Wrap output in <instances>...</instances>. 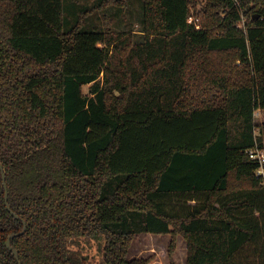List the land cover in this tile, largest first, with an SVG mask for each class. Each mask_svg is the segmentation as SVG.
<instances>
[{
  "label": "trees",
  "instance_id": "obj_1",
  "mask_svg": "<svg viewBox=\"0 0 264 264\" xmlns=\"http://www.w3.org/2000/svg\"><path fill=\"white\" fill-rule=\"evenodd\" d=\"M140 1L128 35L65 30V0H0V264H98L93 242L101 264H149L129 257L143 234L170 252L181 236L186 264H264L247 156L264 150V0Z\"/></svg>",
  "mask_w": 264,
  "mask_h": 264
},
{
  "label": "rangeland",
  "instance_id": "obj_2",
  "mask_svg": "<svg viewBox=\"0 0 264 264\" xmlns=\"http://www.w3.org/2000/svg\"><path fill=\"white\" fill-rule=\"evenodd\" d=\"M95 0H65L64 28L70 29L81 17L85 21L84 28L88 30H106L138 34L142 23V3L140 0H130L128 11H119L115 8L94 10ZM200 9V8H199ZM107 19V20H106ZM90 86L83 88V93L89 95ZM262 117V116H261ZM193 204V203H191ZM170 235L143 234L135 238L129 257L130 259L149 260V264H186L187 247L181 236L176 237L175 249L170 252ZM92 259L102 263V247L99 243L86 245Z\"/></svg>",
  "mask_w": 264,
  "mask_h": 264
},
{
  "label": "built area",
  "instance_id": "obj_3",
  "mask_svg": "<svg viewBox=\"0 0 264 264\" xmlns=\"http://www.w3.org/2000/svg\"><path fill=\"white\" fill-rule=\"evenodd\" d=\"M201 20L199 18L191 17L188 20L189 24H195L197 29L200 30ZM245 24V19L242 21V26ZM257 116H259V113H256ZM247 156L249 159L255 163L258 164V169L255 172V175L258 180L261 181V184L264 186V150L259 149L257 146L253 149H250L247 151Z\"/></svg>",
  "mask_w": 264,
  "mask_h": 264
},
{
  "label": "water",
  "instance_id": "obj_4",
  "mask_svg": "<svg viewBox=\"0 0 264 264\" xmlns=\"http://www.w3.org/2000/svg\"><path fill=\"white\" fill-rule=\"evenodd\" d=\"M0 170L3 172V168L2 166L0 165ZM3 180H4V185H5V192H6V199H7V186H6V182H5V175L3 174ZM8 210L11 212L10 208L8 207ZM12 215H14L12 212H11ZM26 231V227L24 228V230L19 234V235H22L24 234V232ZM13 237H10L7 242H6V246L7 248L14 254L15 258L17 261H19V254L18 252L12 247L11 245V239Z\"/></svg>",
  "mask_w": 264,
  "mask_h": 264
}]
</instances>
